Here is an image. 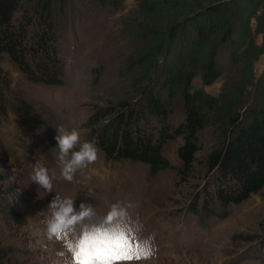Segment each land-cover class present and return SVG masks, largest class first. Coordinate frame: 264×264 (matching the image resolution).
Instances as JSON below:
<instances>
[{
	"label": "rangeland",
	"instance_id": "374dc122",
	"mask_svg": "<svg viewBox=\"0 0 264 264\" xmlns=\"http://www.w3.org/2000/svg\"><path fill=\"white\" fill-rule=\"evenodd\" d=\"M136 19V0H123L114 8L96 0H66L54 9L56 46L64 61L66 84L49 86L27 79L6 53H0L4 81V111L0 114V264H63L57 256L59 242H49L40 222L55 195L71 197L79 208L91 203L97 223L114 203L130 208L133 222L142 227L133 233L125 230L134 243L152 237L153 255L149 259L124 264H264L254 257L255 240L264 237V189L232 205L228 213L200 227L186 212L194 190L203 183L205 155L216 144L212 128L198 132L201 148L196 152L193 170L179 176L175 168L148 177V167L139 161H107L98 147V159L79 170L71 182L61 177L54 137L60 123L75 128L81 142L91 141L86 118L95 105H105L124 95L126 78L124 58L132 41L129 24ZM257 35V39H261ZM260 61L256 71L260 70ZM222 73L204 85L198 76L196 87L216 94L225 80ZM183 118L182 100L174 98L169 121ZM176 137L163 146V153L178 166ZM39 161L54 173L52 193L31 180L33 166ZM90 194V196H88ZM42 245H47L44 249Z\"/></svg>",
	"mask_w": 264,
	"mask_h": 264
},
{
	"label": "trees",
	"instance_id": "16d2710c",
	"mask_svg": "<svg viewBox=\"0 0 264 264\" xmlns=\"http://www.w3.org/2000/svg\"><path fill=\"white\" fill-rule=\"evenodd\" d=\"M96 1L114 8L123 2ZM65 2L0 0V53L32 82L66 84L54 21L55 7ZM129 33L132 47L121 70L124 95L94 106L85 121L89 138L109 162H142L150 178L166 168L184 176L193 170L201 148L199 130L212 128L216 144L205 155L204 181L185 207L200 227H207L264 189V64L259 72L255 68L264 53V0H136ZM224 72L216 94L193 83L198 76L209 85ZM3 81L0 66V114ZM177 96L183 118L172 123ZM176 137L182 139L178 166L162 151ZM249 236L255 240L250 255L264 259V237Z\"/></svg>",
	"mask_w": 264,
	"mask_h": 264
},
{
	"label": "clouds",
	"instance_id": "9594fccd",
	"mask_svg": "<svg viewBox=\"0 0 264 264\" xmlns=\"http://www.w3.org/2000/svg\"><path fill=\"white\" fill-rule=\"evenodd\" d=\"M56 132L54 139L57 142V162L61 177L71 182L79 170L96 162L99 149L95 141L81 142L79 131L63 123L56 126ZM54 179V173L50 175L49 169L36 161L31 175L33 183L52 193ZM133 207L135 205L131 202L126 205L114 203L99 224L85 223V221H92L96 216L92 204L81 202L77 208L74 199L62 198L57 194L47 206L49 214L40 223L44 225V235L47 240L53 243L59 242L62 245V250L57 252V256L63 260V264H77L79 245L95 229L100 227L124 229L133 235L140 231L142 226L132 221L128 211ZM152 239L148 237L142 240V244L148 251V254L142 257L143 259H149L153 255ZM42 247L46 249L47 245Z\"/></svg>",
	"mask_w": 264,
	"mask_h": 264
},
{
	"label": "snow or ice",
	"instance_id": "6c2138e0",
	"mask_svg": "<svg viewBox=\"0 0 264 264\" xmlns=\"http://www.w3.org/2000/svg\"><path fill=\"white\" fill-rule=\"evenodd\" d=\"M147 254L145 247L134 243L124 229L100 227L79 245L77 264H124Z\"/></svg>",
	"mask_w": 264,
	"mask_h": 264
},
{
	"label": "crops",
	"instance_id": "0c3cea01",
	"mask_svg": "<svg viewBox=\"0 0 264 264\" xmlns=\"http://www.w3.org/2000/svg\"><path fill=\"white\" fill-rule=\"evenodd\" d=\"M258 35H261V34H258ZM258 40H260V39H258ZM257 61H260V65H259V67H260V69H261V67H262L263 64H264V53L258 58V60H256V62H255V67H256V63H257Z\"/></svg>",
	"mask_w": 264,
	"mask_h": 264
}]
</instances>
